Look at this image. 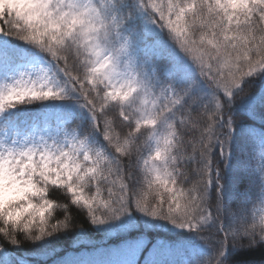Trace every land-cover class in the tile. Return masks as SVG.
Returning a JSON list of instances; mask_svg holds the SVG:
<instances>
[{
  "label": "snow or ice",
  "instance_id": "snow-or-ice-1",
  "mask_svg": "<svg viewBox=\"0 0 264 264\" xmlns=\"http://www.w3.org/2000/svg\"><path fill=\"white\" fill-rule=\"evenodd\" d=\"M237 97L264 122V0H0V238L46 247L75 209L122 238L109 258L54 264H138L149 243L145 264H231L238 241L264 245V128L234 118ZM37 102L43 114L28 115ZM189 126L198 135L185 139ZM238 130L258 142V165L233 168ZM241 178L250 187L226 227ZM175 229L182 239H148ZM74 232L83 246L87 231ZM7 251L0 264H35Z\"/></svg>",
  "mask_w": 264,
  "mask_h": 264
},
{
  "label": "trees",
  "instance_id": "trees-1",
  "mask_svg": "<svg viewBox=\"0 0 264 264\" xmlns=\"http://www.w3.org/2000/svg\"><path fill=\"white\" fill-rule=\"evenodd\" d=\"M262 82L257 79L250 86H246V91H256L261 87ZM37 102L35 105H27L26 112L28 115H42L43 109L38 107ZM240 103V98L237 97L236 105L237 108H234L235 113L234 118L238 122H242L247 128L254 130L255 134L258 136L261 128H264V122L257 118H252L251 116L245 114L243 111L239 110L238 105ZM107 115L111 117L115 122V129L121 135L127 132V127L121 122L118 116V109L112 107L108 110ZM198 113H193V118L197 117ZM55 121L53 120V123ZM72 127H76V123H73ZM185 132V139H189L191 136L198 135V132H193L191 126L183 130ZM238 140L232 146L231 152V162L233 168L243 163H248L249 165L256 166L259 163V154L260 149L258 142L253 144L250 140L245 137L240 136L239 130L236 133ZM219 163V162H218ZM222 171L224 170V164L219 163ZM194 167V165L190 166ZM221 183H224L222 180ZM250 187V183L247 179H238L235 182V192L229 202V199L225 198V204L227 205L228 212L224 215H221L220 219L224 222L225 226L230 225L228 213L235 212L242 206V200L240 198V193L244 192L245 189ZM55 197L59 198V202H64L65 198L59 193L53 194ZM215 194H213L214 200ZM248 208L253 210L252 205L249 204ZM214 210V209H213ZM256 211L259 210V205L255 206ZM73 215V230H70L68 234H61L56 239L51 240L50 244L43 248H37L32 242H23L20 246L10 245L7 241H4L0 238V246L5 247L8 251L5 254L7 257H15L17 260H30L34 261L35 264H54V261H58L63 257L69 255H84L92 256L97 259L109 258L101 255L103 250L109 247H115L120 243L122 237L113 235L112 237H105L102 233L98 232L94 226H91L86 216L83 212H77L75 209L72 211ZM62 218V214L60 216ZM241 221H238L239 223ZM84 228L88 233V239L84 242L83 246L74 243L76 240V235L74 229ZM205 237H214L215 239H220L222 233H216L214 229H209L203 233ZM182 234L179 229H175L171 232L168 230H163L160 232H153L148 236L149 241L154 242L156 239L162 240H177L182 239ZM229 244H232L231 239H229ZM240 245L235 250L230 252V261L231 264H264V245H252L249 246L248 241L240 240L238 241ZM151 243L140 253L135 256V259L138 261V264H145L146 258L150 257ZM5 256H0V259H4ZM112 259H123L124 257L114 256L110 257ZM163 259H184L185 257H161ZM207 260V257H205Z\"/></svg>",
  "mask_w": 264,
  "mask_h": 264
}]
</instances>
